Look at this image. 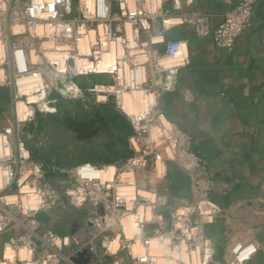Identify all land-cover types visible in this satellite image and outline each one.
I'll list each match as a JSON object with an SVG mask.
<instances>
[{
	"label": "built area",
	"instance_id": "2783aa9c",
	"mask_svg": "<svg viewBox=\"0 0 264 264\" xmlns=\"http://www.w3.org/2000/svg\"><path fill=\"white\" fill-rule=\"evenodd\" d=\"M190 2L0 0V88L11 90L13 104L21 96L18 78L37 72L44 76L37 93L47 105L94 96L97 105L115 103L133 127L126 158L62 168L45 165L28 145L27 125L48 113L45 109L30 103L32 112L23 118L16 112L12 123L0 114V264L219 263L217 239L208 235L207 224L224 210L211 195L232 187L210 175L208 163L193 149L192 135L161 107L166 93L184 92L191 101L179 84L180 71L191 63L190 39L166 35L188 26L198 37H211L218 48L233 50L252 26L259 0H237L214 27L210 14L186 13ZM38 25L46 28L40 32ZM82 39L87 52L81 50ZM54 51L67 52L64 71ZM107 53L114 61L97 70ZM92 75L108 80L87 87L77 81ZM133 92L146 100L138 113L120 103ZM53 94L62 98L51 99ZM32 138L37 147L43 142L39 133ZM171 168L189 180L187 194L169 193ZM57 175L66 178L63 187L54 182ZM70 209L78 215L67 233L39 219L41 213ZM225 255L227 264H235Z\"/></svg>",
	"mask_w": 264,
	"mask_h": 264
},
{
	"label": "crops",
	"instance_id": "0c3cea01",
	"mask_svg": "<svg viewBox=\"0 0 264 264\" xmlns=\"http://www.w3.org/2000/svg\"><path fill=\"white\" fill-rule=\"evenodd\" d=\"M202 1L206 7L197 8ZM236 3L192 0L184 6L187 14H210L214 27ZM166 37L190 39L191 63L180 71L179 84L191 93V101L184 99V92L166 93L161 107L170 120L192 135L193 149L208 163L210 175L231 184L229 192L213 193L211 198L224 208L254 200L264 185V0H259L252 26L233 50L218 48L211 37H198L188 26ZM11 103V90L0 88L1 116L8 115ZM36 156L44 161L40 154ZM171 170L175 195L187 194L189 180ZM213 226L219 233L218 223L207 224L210 235L215 234ZM256 259H244L243 264H257Z\"/></svg>",
	"mask_w": 264,
	"mask_h": 264
},
{
	"label": "rangeland",
	"instance_id": "374dc122",
	"mask_svg": "<svg viewBox=\"0 0 264 264\" xmlns=\"http://www.w3.org/2000/svg\"><path fill=\"white\" fill-rule=\"evenodd\" d=\"M205 4L206 2L202 1L197 4V8L203 9L206 7ZM107 80L106 76L101 75L84 76L77 79L78 83L84 87ZM93 97L84 101L62 99L56 103V108L47 104L38 105L48 113L38 114L35 122L27 125L30 135L28 145L33 156L38 157L36 154H40L44 158L45 165L55 163L62 168H68L78 163L93 165L113 163L131 155L127 135L131 134L133 127L128 115L118 110L113 102L97 105ZM6 113L8 114L7 119L12 123L16 116L15 103L8 106ZM70 115H75L78 119L87 122L100 115L105 125L88 136H81L79 132L67 127V118ZM35 133H39L43 138L39 147L32 138ZM54 178L55 183L60 184L61 187L64 186L66 178L63 175H57ZM172 179L173 177L170 176L167 184ZM175 191V185L171 184L169 193L174 196ZM222 209L224 211L221 216L214 218L212 223H208L210 225L218 223L220 226L219 233H216V227L213 226L215 234H208L217 239L218 254L215 261L226 263L225 254H228L229 263L235 261V264H240L241 258L250 260L257 257L255 262L264 264V185L261 187L260 196L254 200H241L227 208L222 207ZM77 215L78 211L75 209L57 210L49 214L41 213L39 219L52 225L60 233H67ZM232 238L237 239L238 242L234 243ZM1 240L2 238H0V243Z\"/></svg>",
	"mask_w": 264,
	"mask_h": 264
},
{
	"label": "bare ground",
	"instance_id": "6f19581e",
	"mask_svg": "<svg viewBox=\"0 0 264 264\" xmlns=\"http://www.w3.org/2000/svg\"><path fill=\"white\" fill-rule=\"evenodd\" d=\"M38 1L40 0H36V2ZM47 1L53 2L56 0H47ZM45 28L46 27L44 25L37 26V29L40 32L43 31ZM80 44H81L82 52H87L88 47H87L86 42L82 39L80 41ZM0 46H1L0 47L1 49L0 54H1L3 52V43L1 41H0ZM53 54H56L59 57V59L61 60V63L66 60V57H68L67 52H64V51H58V52L54 51ZM112 61H114V54L113 53L105 54L102 60V63L98 65L97 70L99 71L105 70V68H107L106 64L112 63ZM65 68H66V65L62 63L59 69L60 71L61 70L64 71ZM43 77L44 76L41 73L36 72L35 74H28V75H24L18 78V90L21 93V96L19 97V99L17 100V103L15 104V112H17V114H19L21 118L26 116V114L28 113L30 114L32 112L31 105L38 106L41 104H46V101H44L46 99L42 98L39 95V93H37L44 86ZM101 88H102V85L98 84L97 89L100 90ZM77 91L79 90L77 89ZM62 92L68 95L70 94L71 91L63 88ZM55 97L61 99L62 95L56 94ZM50 98L53 99V97H50ZM102 98L103 96L99 95V100H102ZM120 103L124 106L125 110H127L129 113H138L144 108L146 104V100L143 98L141 92H133V93L124 94V96L120 98ZM110 170L111 171L114 170L113 165L110 166Z\"/></svg>",
	"mask_w": 264,
	"mask_h": 264
},
{
	"label": "water",
	"instance_id": "95a60500",
	"mask_svg": "<svg viewBox=\"0 0 264 264\" xmlns=\"http://www.w3.org/2000/svg\"><path fill=\"white\" fill-rule=\"evenodd\" d=\"M53 94L52 97H55ZM67 127L71 130L79 132L81 136H88L92 134L97 129H102L105 125L102 117L100 115L96 116L93 120L87 122L77 118L75 115H70L67 118ZM75 228L72 229L74 231Z\"/></svg>",
	"mask_w": 264,
	"mask_h": 264
}]
</instances>
